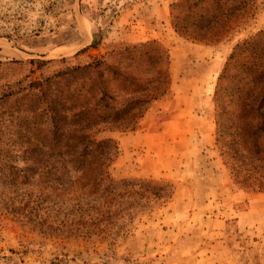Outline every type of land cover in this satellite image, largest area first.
I'll list each match as a JSON object with an SVG mask.
<instances>
[{
    "label": "rangeland",
    "instance_id": "1",
    "mask_svg": "<svg viewBox=\"0 0 264 264\" xmlns=\"http://www.w3.org/2000/svg\"><path fill=\"white\" fill-rule=\"evenodd\" d=\"M179 1L0 0V62L64 58L43 69L49 72L104 60L129 66L149 86H168L133 132L106 135L118 147L109 170L114 179L152 180L172 192L165 203H143V211L122 214L88 235L43 230L0 204V264H264V167L240 132L236 95L225 104L226 154L220 155L212 104L232 46L264 30V0H253L252 15L230 23L216 43L173 32L169 17H179L180 9H170ZM231 1L220 2L228 7ZM149 41L155 43L138 47ZM13 68L0 66V84L28 75L27 66ZM243 174L248 179L240 183Z\"/></svg>",
    "mask_w": 264,
    "mask_h": 264
},
{
    "label": "trees",
    "instance_id": "2",
    "mask_svg": "<svg viewBox=\"0 0 264 264\" xmlns=\"http://www.w3.org/2000/svg\"><path fill=\"white\" fill-rule=\"evenodd\" d=\"M220 1L172 2L170 10H180L179 17L170 14L171 29L191 41L216 43L230 23L239 25L253 13V0H232L228 7ZM186 27L194 30L184 31ZM54 63L65 60L0 62L5 69L29 67L28 75L13 82L4 77L0 84V204L16 220L43 230L88 235L122 214L143 211V203L168 201L172 192L153 187L157 184L152 180L111 176L118 147L106 135L133 132L168 86H149L151 81L134 78L129 66L120 69L104 60L43 71ZM34 70L42 73L31 78ZM234 95L240 132L251 156L260 158L264 167V30L235 43L218 72L212 104L214 140L222 156L225 104ZM233 170L230 167V174ZM260 190L264 191V174ZM132 217L127 215L128 220Z\"/></svg>",
    "mask_w": 264,
    "mask_h": 264
}]
</instances>
